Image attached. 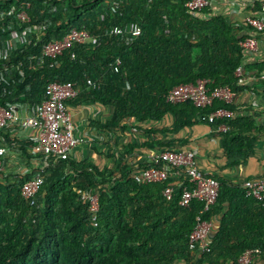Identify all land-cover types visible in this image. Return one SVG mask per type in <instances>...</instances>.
<instances>
[{
	"label": "trees",
	"instance_id": "1",
	"mask_svg": "<svg viewBox=\"0 0 264 264\" xmlns=\"http://www.w3.org/2000/svg\"><path fill=\"white\" fill-rule=\"evenodd\" d=\"M24 2L31 4L29 23L17 20ZM204 15L188 12L184 0H0V107L35 112L49 83H75L80 94L68 104L111 109L94 129L144 139L124 142L113 169L60 162L33 205L21 196L30 176L0 180V264H237L250 250H259L256 260L264 264V199L246 197L240 184L215 177L219 194L203 218L216 219L217 228L209 252L197 254L188 238L202 204L181 207L180 190L168 201L162 191L169 183L142 185L134 175L144 167L137 165L136 149L171 148L163 138L217 109L236 112L233 102L216 101L206 111L171 106L165 97L172 89L205 81L211 92L228 88L236 96L245 90L235 77L239 67L243 74L264 71L244 68L245 40L238 30L222 17ZM131 23L142 27L139 38L108 35ZM82 29L94 32L92 42L54 59L43 56L46 45ZM221 124L229 128L219 134L223 149L241 158L232 164L238 165L253 153L248 133L254 123L236 115L210 126ZM31 146L21 143L19 150L31 158ZM84 191L98 194L96 228L79 200Z\"/></svg>",
	"mask_w": 264,
	"mask_h": 264
},
{
	"label": "built area",
	"instance_id": "2",
	"mask_svg": "<svg viewBox=\"0 0 264 264\" xmlns=\"http://www.w3.org/2000/svg\"><path fill=\"white\" fill-rule=\"evenodd\" d=\"M210 0H184L185 9L192 14H201L210 6ZM21 11L17 20L26 23L31 19L28 11L31 4H21ZM260 13L264 14V4ZM245 25L250 30L260 33L264 30V22L257 17H247ZM126 35L137 39L142 35V27L137 23H131L125 29L114 28L108 35L119 37ZM94 32L86 29L72 30L62 40L53 41L43 50L45 58L54 59L76 45H85L92 42ZM242 48L254 51L257 48L255 39H246ZM235 77L239 84L244 83L243 70L239 67L235 71ZM259 79L264 80V75ZM86 85L94 88V84L87 81ZM47 99L41 103L34 115L21 117L13 105L0 107V131L18 127L23 132L30 133L32 146L29 154L35 162L31 170V177L21 187V196L31 205L35 203V197L45 183L49 173L60 163L70 159L72 152L84 141L76 137L72 122V115L68 110V102L75 100L80 94V87L75 83H49L46 86ZM234 94L228 89H216L209 91L205 81H198L195 85H180L172 89L165 101L171 106L191 104L194 108L206 111L213 104L221 102L229 105L233 102ZM234 117V113L226 109H217L203 117L209 125L216 121H227ZM214 133H227L229 128L224 124L212 128ZM10 147L0 145V178L4 174L3 160L12 154ZM13 151V150H12ZM144 167L135 171L137 181L142 185L169 183L162 191L166 200H171L176 190L181 191L179 205L188 207L191 203L202 204V210L195 218V225L188 238L189 250L197 254L209 252L212 235L216 231V219H204L203 216L210 212L216 203L219 194V185L215 176L201 169L195 153L188 149H153L143 163ZM246 197L257 201L264 199V176L258 179L245 180L241 184ZM79 200L86 204L91 215L93 227H97V215L99 212L98 194L93 192H79ZM259 250L244 252L237 264H256Z\"/></svg>",
	"mask_w": 264,
	"mask_h": 264
},
{
	"label": "crops",
	"instance_id": "3",
	"mask_svg": "<svg viewBox=\"0 0 264 264\" xmlns=\"http://www.w3.org/2000/svg\"><path fill=\"white\" fill-rule=\"evenodd\" d=\"M210 2V6L205 10V18L222 17L240 32L239 35L243 40H256L257 48L254 51L244 50V68L264 67V30L256 33L245 25L247 17H257L264 22V14L260 13L264 0H210ZM243 75L245 80L241 86L245 90L234 96L233 104L236 108L234 116L250 118L254 123V128L248 133L250 138H254L253 153L243 162L232 165L241 158H231L225 153L221 135L214 133L212 127L204 122L205 120L198 119L191 126L181 129L176 135L163 138L165 141L173 142V146L166 149L192 150L201 169L215 177L240 185L245 180L264 176V80L259 79L264 75V71L259 75L257 72H247ZM16 110L21 117L35 114L27 106L18 107ZM68 110L72 115L75 136L84 141L74 149L70 157V161L78 166L92 164L99 169H113L119 162L117 156L124 142L131 138L138 144L144 141L139 134H133V132L123 135L94 129L93 123H104L110 118L111 109L84 101L69 103ZM165 124L170 126L171 120L168 118ZM8 139L11 140V144ZM27 142H32L30 133L23 132L18 127L0 131V145L13 146L12 154L7 155L3 160L4 174L0 180L12 181L19 176L31 177V170L36 164L32 158L24 156L19 150V145ZM148 151L150 150L144 148L135 150L133 155L137 159V165L141 162L145 163ZM256 264L263 263L258 260Z\"/></svg>",
	"mask_w": 264,
	"mask_h": 264
},
{
	"label": "rangeland",
	"instance_id": "4",
	"mask_svg": "<svg viewBox=\"0 0 264 264\" xmlns=\"http://www.w3.org/2000/svg\"><path fill=\"white\" fill-rule=\"evenodd\" d=\"M19 39H21V38H19Z\"/></svg>",
	"mask_w": 264,
	"mask_h": 264
}]
</instances>
